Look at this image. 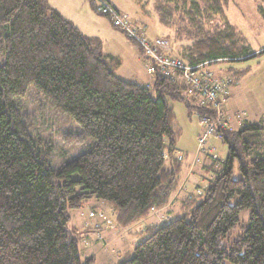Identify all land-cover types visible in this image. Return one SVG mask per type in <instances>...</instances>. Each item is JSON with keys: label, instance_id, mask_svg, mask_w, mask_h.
I'll return each instance as SVG.
<instances>
[{"label": "trees", "instance_id": "16d2710c", "mask_svg": "<svg viewBox=\"0 0 264 264\" xmlns=\"http://www.w3.org/2000/svg\"><path fill=\"white\" fill-rule=\"evenodd\" d=\"M180 1L159 7L171 38L192 41L176 47L178 54L190 65H225L221 76L238 79L241 72L230 64L256 54L226 20L229 0H192L185 10ZM175 12L178 27L169 20ZM215 15L223 24L206 31ZM119 66L98 38L83 34L49 0H0V264H93L92 257L81 258L68 228L72 211L95 198L127 228L176 193L181 130L171 103L195 106L184 86L158 72L147 88L119 78ZM29 90L75 121L78 131L66 141L89 143L85 153L51 167L52 145L32 136L17 102ZM220 140L226 157L211 166L209 186L182 201L180 217L149 228L118 264H264V127L222 131ZM245 209L247 224L225 247L222 239Z\"/></svg>", "mask_w": 264, "mask_h": 264}, {"label": "rangeland", "instance_id": "374dc122", "mask_svg": "<svg viewBox=\"0 0 264 264\" xmlns=\"http://www.w3.org/2000/svg\"><path fill=\"white\" fill-rule=\"evenodd\" d=\"M110 1L118 10L126 13L130 19L136 22V24H138L141 28L146 27L144 30L147 36H167L170 41L172 53L174 55L180 56L176 51V47H185L191 44V39L186 40L185 38L175 42L174 39L171 38L173 30L169 29L167 25L160 21V11L162 14V10H160L159 7L161 5L166 6V0ZM191 1L192 0H186L184 10L190 7ZM178 4L182 5V2L178 0ZM260 7L264 10V1L262 0H229V4L224 10V13L226 20L232 26H234L238 33L244 38L246 46L251 51H258H256L257 53L255 57L245 61L233 62L231 63V66H233L235 70L237 69V71L241 72L239 76L246 74V85L249 83L251 87H254L253 92H257L256 97H254V94L250 96V94H252L251 91L250 93L248 92L249 95L247 94L246 96L247 98L255 101V105L252 106V108L258 110L260 112L259 114H264V53H260L264 50V16L263 12L259 9ZM182 11L183 10H180V13ZM102 18L105 19V17ZM169 20L175 23V27L179 26V17L177 12H175V14L170 17ZM223 21L224 20L221 16L215 15L212 20L205 22L203 26L206 31H213L215 28L220 27L223 24ZM185 35L186 34L184 33L182 37ZM123 38L127 37L124 35ZM130 51V49L126 48V53L119 55L120 60H118L121 66L118 68V70H116V75L128 82H132L136 76H139V83L145 86L146 83L148 81L151 82V80H149V76L145 69H139V66L136 63L137 61ZM218 66H220V64ZM212 67L213 66L207 64L206 68L212 72L215 78L224 77L216 76L214 69H211ZM236 90L238 89H233L234 92H236ZM238 101H240V98H238ZM17 102L21 109L29 117L30 132L32 136L36 140L39 139L43 143H49L52 145V150L50 151L48 157L51 167L57 169L64 163L78 157L89 149L90 144L87 142L83 144H76L72 142L67 143V136H73L78 131L75 121L68 115L52 109L41 96H37L33 91L29 90L28 93L23 98L17 100ZM171 104L175 114L174 124L181 130V136L178 139L176 145L181 144L186 147H193L195 143L193 136L194 131L201 129V126L198 124V118L195 112L197 111V107L194 109L189 108L186 103L181 101L172 102ZM219 145L225 152V146L222 145V143ZM239 177L238 171L235 170L233 178L237 179ZM91 200L101 203L105 206L108 205L107 203L95 198H92ZM154 210L155 209H152L151 212ZM73 212L74 211H72L71 214ZM176 212L177 210L171 214V219H175L182 215V213L177 215L175 214ZM93 213L95 215V212ZM249 213V209H245L240 213L238 226L232 229L227 237L222 239V244L225 247L230 246L231 242L234 241V239L241 233V227L247 224ZM71 226L73 227V224L69 223L68 228L71 229ZM102 230L104 231L106 229L103 228ZM103 231L97 232V230L92 229L90 234H87L92 240V242L88 244V248L90 249L91 255L95 258L93 264H111L112 261L115 260L118 253H125L128 249V237L116 238L114 240V245L104 247L103 242L100 241L99 238H101V240H105L109 236H106L105 233H102ZM94 239L96 241H94ZM82 244H84L83 238H81L80 241L77 240L79 254L81 257H83V253L81 251ZM91 255L89 257H92ZM130 255H133V250L130 251ZM226 264L231 263L227 262Z\"/></svg>", "mask_w": 264, "mask_h": 264}, {"label": "crops", "instance_id": "0c3cea01", "mask_svg": "<svg viewBox=\"0 0 264 264\" xmlns=\"http://www.w3.org/2000/svg\"><path fill=\"white\" fill-rule=\"evenodd\" d=\"M108 1L114 6L110 0ZM49 3L52 8L73 23L83 34L98 38L102 44V49L106 54L120 60L119 55L126 53V48L130 49L131 54L137 61L136 63L138 64L139 69H145L148 74L147 67L150 62L143 58L141 52L129 39L123 38L124 35L111 26L107 18L104 19L102 18L103 16H96L98 14L95 15L90 0H49ZM144 29H146V27ZM256 51H251V55H255L258 52ZM224 67L226 66L216 65L211 69H214L216 76H221L225 70ZM245 75L240 76L234 81V84L230 85L229 100L225 106V113L234 129H237L238 114H242L240 118H242V121L245 123L258 124L264 127V114L262 112V114H259L260 112L258 110L253 109L252 106L255 105V101L246 96L248 92L250 93L251 91L252 94H250V96L254 94V97H256L257 92H253L254 87H251L249 83L246 85ZM148 76L151 82L148 81L145 86L139 83V76H136L131 83L150 88L154 76L150 74H148ZM235 88L238 89L236 92L233 91ZM238 98H240V101H238ZM200 132L201 129L194 131L193 136L195 143L193 147H186L181 144L176 145L174 156H183L180 161L182 167L180 174L181 181L176 193H174L169 203L164 207L155 209L146 218L127 228H121L118 226L115 212L109 205L105 206L93 200L88 201L79 210H76L71 214V220L69 223H72L73 227L71 226L70 231L77 240L80 241L81 238H83L84 241V244L81 246V251L83 253V257L81 258H87L91 255L88 244H90L92 240L87 234H90L92 229L100 232L103 231L102 229L104 228L106 230L102 233L109 236L108 238L106 237L107 239L105 240L99 238V240L103 242L104 247L114 245V240L116 238L128 237V249L125 253H118L115 260L111 263L118 264L126 256L130 255V251L146 237V232L149 228L168 223L171 220V214L174 213L175 210H177L175 213L177 215L182 213L181 204L183 200L199 196L204 192L213 177L211 166L224 160L226 157V151L224 152L219 145L221 140L210 138L208 140V148L211 150V153L215 158H207L203 154L198 153L197 138ZM90 212H95V215L93 217L89 216ZM94 241L96 240L94 239Z\"/></svg>", "mask_w": 264, "mask_h": 264}, {"label": "built area", "instance_id": "2783aa9c", "mask_svg": "<svg viewBox=\"0 0 264 264\" xmlns=\"http://www.w3.org/2000/svg\"><path fill=\"white\" fill-rule=\"evenodd\" d=\"M93 11L108 19L111 26L124 34L150 62L148 74L154 76L158 72L162 78L185 87V98L197 108L209 110L208 115H201L196 111L201 132L197 138V150L207 158L214 159L208 148L210 138L220 139V132L231 131L234 128L225 113V106L229 100V87L234 84L231 76L215 78L206 67L208 62L196 65L188 64L184 59L172 53L167 36L149 37L130 17L117 10L108 0H90ZM237 115V127L247 125ZM181 161L182 156H177ZM199 192V191H198ZM93 216L94 213L89 214Z\"/></svg>", "mask_w": 264, "mask_h": 264}]
</instances>
